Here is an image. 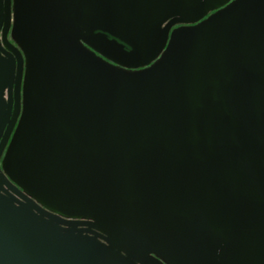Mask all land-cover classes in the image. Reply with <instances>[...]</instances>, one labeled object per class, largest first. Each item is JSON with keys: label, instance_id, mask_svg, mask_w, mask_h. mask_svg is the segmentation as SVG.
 <instances>
[{"label": "water", "instance_id": "water-1", "mask_svg": "<svg viewBox=\"0 0 264 264\" xmlns=\"http://www.w3.org/2000/svg\"><path fill=\"white\" fill-rule=\"evenodd\" d=\"M0 264H264V0H0Z\"/></svg>", "mask_w": 264, "mask_h": 264}, {"label": "flooded vegetation", "instance_id": "flooded-vegetation-1", "mask_svg": "<svg viewBox=\"0 0 264 264\" xmlns=\"http://www.w3.org/2000/svg\"><path fill=\"white\" fill-rule=\"evenodd\" d=\"M175 27V26H174ZM10 39L12 40V42H14V40L10 37ZM4 155H5V152H4V154H3V157H4ZM3 157H2V159H1V163H2V160H3Z\"/></svg>", "mask_w": 264, "mask_h": 264}]
</instances>
